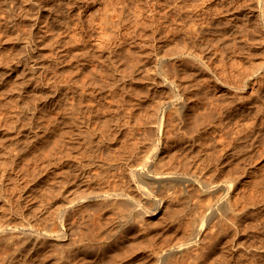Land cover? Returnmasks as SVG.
<instances>
[{"label": "rangeland", "instance_id": "rangeland-1", "mask_svg": "<svg viewBox=\"0 0 264 264\" xmlns=\"http://www.w3.org/2000/svg\"><path fill=\"white\" fill-rule=\"evenodd\" d=\"M14 1H18V5ZM22 1L10 0L5 6L0 0V115L6 114L7 119L0 127L7 130L4 135L0 132V157L23 152L30 130L47 137L57 129L56 138L59 139L61 127H53L52 120L61 116L62 109H46L39 102L35 104L31 96L25 97L24 101L13 93L19 78L25 77L30 83L29 88L36 84V79H31L30 70H27L28 63H35L36 70L55 72L61 81L74 76L79 82L94 79L95 84L89 88L85 86V89L94 86L103 87L105 91L109 89L105 100L88 95L82 105L92 107V111H85L93 116L91 133L105 130L102 131L106 137L99 155L108 162L123 155L128 157V151L123 153L129 142L128 134L121 132L126 119L131 114L139 118L155 112L159 108V99L169 96L170 91L167 95L161 89L153 91L152 96L141 104L121 89L114 95L111 92L114 87L109 86L113 74L110 69L112 59L121 69L128 65L135 68L132 74L138 82H131V86L134 91L143 93L147 89L139 79L161 67L164 56L167 66L176 65L177 92L180 97L183 95L187 107H180H186L182 111L184 120L181 116L176 118L181 120V130L185 128L181 132L184 135H176L167 143V148H163L165 151L160 152L163 162L166 163L168 154L173 153L177 164L185 163L203 180L211 179L213 171L222 174L220 177L230 172L244 176L246 166H257V175L263 177L264 0H43L40 8L34 6L36 0ZM25 6H31L29 14L20 16ZM32 22L35 23L31 25ZM100 22L103 25H99ZM189 50L207 64L203 66L197 60L190 61ZM2 65H5L4 69ZM245 83L247 86L244 87ZM12 110L28 117L27 123L31 121L32 126H28L32 129L28 126L12 129ZM35 110L36 117H32L31 112ZM209 127H213V131L209 132ZM119 128L116 139L113 133ZM56 138L51 135L43 141L46 143L42 155L64 153L59 150L64 147ZM145 141L144 147H147L149 141ZM38 147L42 146L34 148ZM52 147L56 148L53 150ZM214 149V153L225 155L224 171L217 170L215 164L207 167L210 165L209 153ZM217 153L215 155L220 156ZM37 157L27 158L21 169L27 162L34 168L40 160ZM92 168L104 179L105 166L94 165ZM111 178L112 186L128 183L114 176ZM24 180L28 183L34 178L24 172ZM56 196V193L46 194L49 200H55ZM86 196L84 194V198ZM236 198L238 207L262 199L264 184L254 183L244 195L237 194ZM22 209L26 211V208ZM116 209L120 208H111V214L116 216ZM37 214L48 216L43 211ZM78 216L82 224L76 227L74 237H83L82 254L71 255L69 247L51 249L53 253L58 252L61 260L58 264L152 262L144 258H136L134 262L128 259V252L136 244L133 247L127 243L119 244L122 231L108 236L105 227L115 218L103 216L95 204L87 205ZM258 223L245 217L238 221V226L233 224L232 229L226 230V238L219 244L218 252L228 246L263 249V229ZM7 249L4 247L1 252L5 253ZM217 253L207 263L219 260L221 256ZM30 264L56 263L52 258L36 257ZM158 264H162L161 261Z\"/></svg>", "mask_w": 264, "mask_h": 264}, {"label": "bare ground", "instance_id": "bare-ground-1", "mask_svg": "<svg viewBox=\"0 0 264 264\" xmlns=\"http://www.w3.org/2000/svg\"><path fill=\"white\" fill-rule=\"evenodd\" d=\"M9 1L3 0L5 6ZM42 1L36 0L34 3L37 5H33L39 7ZM17 2L13 3L18 5ZM30 7L25 6L20 16H28ZM187 57L203 66L207 64L192 50ZM164 61L163 56L161 67L139 79L147 89L139 93L131 86V82H138L132 74L135 68L131 69L133 66H127L125 61L127 69L125 66L121 69L112 59L110 69L113 74L109 86L114 87L110 90L114 95L121 89L126 96L135 97V101L141 104L152 96L153 91L161 89L165 94L170 91L169 96L159 99V108L155 112L139 118L130 113L125 128L121 129L128 134L129 142L123 153L128 151L129 156L116 157L113 162L105 161L99 155L106 137L102 131L105 130L102 128V131L91 133L93 116L85 111H92V107L82 105L88 95L105 100L109 89L105 91L97 86L85 89V86L89 88L95 84L94 79L79 82L74 76L61 81L55 72L36 70L35 63H28L27 70H30L31 79H36V84L29 88V81L25 77L19 78L13 93L24 101L25 97L31 96L35 104L39 102L46 109H62L61 116L52 120V126H59L61 130L59 139L56 138L57 129L47 137L40 136L37 131L30 130L32 125L31 121L27 123V116L25 118L18 110H12V129L30 125V131L23 152H11L0 157V264H30L36 257L52 258L58 264L61 262L58 252L50 250L66 247L73 256L82 254L83 237H74L76 227L82 224L78 215H82L87 205L94 204L103 216L115 218L105 227L108 236L122 231L119 244L127 243L130 247L136 244L128 252V259L133 262L136 258H144L152 260L150 264L160 261L162 264H264V248L247 250L228 246L218 252L219 244L226 238V230L232 229L233 224L238 226V221L245 217L262 224L261 239L264 241V198L242 207L236 206L237 194L244 195L254 183L264 184V175H257V166H246L244 176L230 172L220 177L222 174H214L213 171L211 179L203 180L184 162L177 164L173 153L168 154L166 163L160 157L167 143L185 129L181 130L180 119L176 118L183 117L182 111L187 107L183 95L180 97L177 92L176 65L167 66ZM36 113V110L32 111L31 116L36 117ZM5 116L0 115V127L6 123H3L7 120ZM212 128L207 130L213 131ZM1 131L2 135L7 132L0 128ZM119 134L120 128L113 137L118 139ZM51 135L64 147L59 149L64 151L63 154H41L46 143L43 141ZM145 140L149 141L147 147H144ZM212 151L208 152L210 165L207 167L215 164L217 170L224 171L227 165L225 155L215 152L220 155L216 156L215 149ZM32 157L40 159L37 165L33 168L27 162L21 169L24 161ZM94 165L106 167L104 179L100 178V172L93 170ZM24 172L34 180L26 183ZM111 176L128 183L112 186ZM48 193H56L55 200L47 199ZM84 194H87L85 198ZM111 208H120L116 209V216L111 214ZM38 211L48 216L38 215ZM108 211L110 214L107 215ZM4 247L8 249L2 253ZM216 253L220 254V259L207 263ZM95 255L98 257L99 253Z\"/></svg>", "mask_w": 264, "mask_h": 264}]
</instances>
